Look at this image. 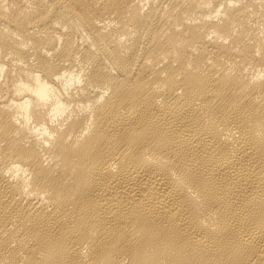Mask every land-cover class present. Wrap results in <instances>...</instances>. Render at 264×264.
<instances>
[{
  "label": "bare ground",
  "instance_id": "bare-ground-1",
  "mask_svg": "<svg viewBox=\"0 0 264 264\" xmlns=\"http://www.w3.org/2000/svg\"><path fill=\"white\" fill-rule=\"evenodd\" d=\"M0 264H264V0H0Z\"/></svg>",
  "mask_w": 264,
  "mask_h": 264
}]
</instances>
